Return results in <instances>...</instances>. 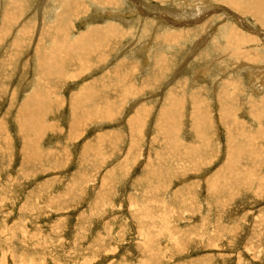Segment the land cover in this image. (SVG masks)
Wrapping results in <instances>:
<instances>
[{
  "label": "rangeland",
  "instance_id": "obj_1",
  "mask_svg": "<svg viewBox=\"0 0 264 264\" xmlns=\"http://www.w3.org/2000/svg\"><path fill=\"white\" fill-rule=\"evenodd\" d=\"M104 1L0 0V264H264V1Z\"/></svg>",
  "mask_w": 264,
  "mask_h": 264
},
{
  "label": "bare ground",
  "instance_id": "obj_2",
  "mask_svg": "<svg viewBox=\"0 0 264 264\" xmlns=\"http://www.w3.org/2000/svg\"><path fill=\"white\" fill-rule=\"evenodd\" d=\"M198 1V0H197ZM200 1H202V0H200ZM227 1V0H226ZM248 1V0H247ZM253 1V0H252ZM252 1H250V2H252ZM262 1H264V0H262ZM104 2H107L106 0L104 1ZM216 2V1H215ZM230 2V1H229ZM231 2L233 3V0H231ZM240 2V1H239ZM238 2V3H239ZM243 2V1H242ZM244 2H245V0H244ZM259 2V1H258ZM208 3V2H207ZM227 3V2H226ZM247 3V2H246ZM249 3V2H248ZM263 3V2H262ZM261 3V4H262ZM206 4V3H205ZM209 4V3H208ZM221 4V3H220ZM241 3H239V5H240ZM250 4V3H249ZM254 4V3H253ZM202 5H204V3L202 4ZM210 5V4H209ZM238 5V6H239ZM242 5V4H241ZM259 5H260V3H259ZM218 6V5H217ZM224 6V5H223ZM231 6V5H230ZM237 6V5H236ZM249 6V5H248ZM261 6V5H260ZM263 7H264V5H262ZM208 7V6H207ZM226 7H229V6H226ZM251 7H253V5L251 6ZM258 7V6H257ZM219 8V7H218ZM230 8V7H229ZM234 8V7H233ZM246 8V7H245ZM207 9H209V8H207ZM206 9V10H207ZM221 9H223V8H221ZM220 9V10H221ZM247 9V8H246ZM245 9V10H246ZM253 9H255V8H252L251 10H253ZM149 10V9H148ZM201 10H203V9H201ZM237 10V9H236ZM203 12V11H202ZM214 12H216V11H214ZM218 12V11H217ZM216 12V13H217ZM231 13V12H230ZM239 13V12H238ZM245 13V12H244ZM204 14V13H203ZM240 14V13H239ZM248 14H250V13H248ZM230 15V14H229ZM255 15H257L256 13H255ZM170 15H168V17H169ZM174 16V15H173ZM176 16V15H175ZM178 16V15H177ZM213 16V15H212ZM217 16V15H216ZM236 16H238V15H236ZM245 14H244V18H245ZM207 17V16H206ZM254 17V16H253ZM252 17V18H253ZM214 18V17H213ZM212 18V19H213ZM243 18V17H242ZM256 18V17H255ZM173 19V18H172ZM219 18H217V20H218ZM166 20H168V19H166ZM216 20V21H217ZM221 20V19H220ZM243 20V19H242ZM171 21V20H170ZM180 21V20H179ZM195 21V20H194ZM200 21V20H199ZM239 20L237 19V22H238ZM256 21V20H255ZM182 22V21H181ZM184 22V21H183ZM197 22H198V19H197ZM213 22L214 21H210V22H208V23H205L202 27H200V28H202V31H204V30H206L208 27H210L212 24H213ZM220 22V21H219ZM257 22V21H256ZM176 23V22H175ZM259 23V22H258ZM167 24H169V20H168V23ZM196 24V23H195ZM176 25H179V24H176ZM240 25V24H239ZM242 25V24H241ZM261 25V24H260ZM172 26V25H171ZM173 27V26H172ZM179 27V26H178ZM263 27V26H262ZM261 27V28H262ZM182 28V27H181ZM184 28V27H183ZM196 28H197V26H196ZM199 28V27H198ZM185 29V28H184ZM225 29V28H224ZM249 31V30H248ZM252 31H254V30H252ZM251 32V31H250ZM210 33V32H209ZM212 33V32H211ZM233 33V32H232ZM256 33V32H255ZM105 34H106V32H105ZM235 34V33H234ZM259 35V34H258ZM261 35V34H260ZM104 36V35H103ZM239 38V37H238ZM240 39V38H239ZM253 40H254V42H251L250 44L251 45H255V46H259V44L257 43V42H255L256 41V38H253ZM102 41H103V38H102ZM105 41H108V40H105ZM105 43V42H104ZM107 44V43H106ZM105 45V44H104ZM264 82V81H263ZM262 84V83H261Z\"/></svg>",
  "mask_w": 264,
  "mask_h": 264
},
{
  "label": "crops",
  "instance_id": "obj_3",
  "mask_svg": "<svg viewBox=\"0 0 264 264\" xmlns=\"http://www.w3.org/2000/svg\"><path fill=\"white\" fill-rule=\"evenodd\" d=\"M103 209L105 210V209H106V206H105ZM106 210H108V211H109V210H111V209H110L109 207H107V209H106Z\"/></svg>",
  "mask_w": 264,
  "mask_h": 264
}]
</instances>
